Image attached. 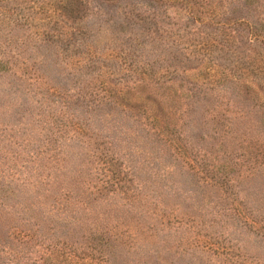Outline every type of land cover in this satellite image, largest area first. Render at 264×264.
Segmentation results:
<instances>
[{
    "label": "rangeland",
    "instance_id": "1",
    "mask_svg": "<svg viewBox=\"0 0 264 264\" xmlns=\"http://www.w3.org/2000/svg\"><path fill=\"white\" fill-rule=\"evenodd\" d=\"M0 264H264V0H0Z\"/></svg>",
    "mask_w": 264,
    "mask_h": 264
}]
</instances>
